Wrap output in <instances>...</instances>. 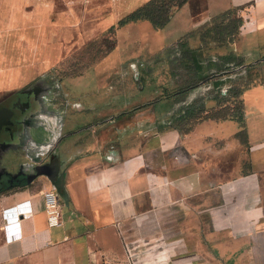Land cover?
<instances>
[{
	"label": "crops",
	"instance_id": "1",
	"mask_svg": "<svg viewBox=\"0 0 264 264\" xmlns=\"http://www.w3.org/2000/svg\"><path fill=\"white\" fill-rule=\"evenodd\" d=\"M146 1L0 0L1 122L15 131L0 140V180L25 177L52 153L63 172L59 190L38 176L0 192V264H264V0H188L159 30L171 45L238 9L235 41L216 49L240 57L249 74L241 121L207 119L181 133L171 100L134 110L154 98L134 104L109 90L120 81L115 53L133 47L139 23L118 28L116 47L85 73L78 108L54 110L37 93L50 70ZM16 100L27 107L21 114ZM49 189L61 203L55 227L44 212Z\"/></svg>",
	"mask_w": 264,
	"mask_h": 264
},
{
	"label": "rangeland",
	"instance_id": "2",
	"mask_svg": "<svg viewBox=\"0 0 264 264\" xmlns=\"http://www.w3.org/2000/svg\"><path fill=\"white\" fill-rule=\"evenodd\" d=\"M122 1L124 0H119V2ZM140 1L142 0H135L132 5H138ZM175 11L177 10L172 11V15ZM174 24L175 23H172L168 27V32L172 29ZM202 30H205V28ZM168 32L165 33L168 39L177 33L172 31L171 34H168ZM161 34V31L155 30L147 20L139 22L138 26L134 28L133 39L129 41V45L133 47L129 49L126 47V44L121 45L124 47L119 48V51L115 53L117 56L116 61L119 62V68L113 70L112 75L118 74L120 81L117 84L115 83L108 86L109 90L113 91L114 94H125L128 96L129 100L134 98V104H138V102H142L143 100L165 95L166 92L186 82L190 74H188L187 70L182 67L178 60L181 52L177 42L180 39L171 45L165 46L162 44ZM117 42L116 31H101L96 37L88 40L84 47L72 52L69 57L65 58L58 66L50 70L47 75L44 76L48 79L46 80L47 86L44 85L41 87L42 89L37 93L39 96L43 93L45 96L49 95L52 100L51 103H53L51 106L54 107V110L64 108L65 111L68 103V109L74 110L78 108V100H76L73 95L85 82H90L89 77H87L85 73L108 54L107 50L110 47L111 49L115 48ZM185 42L187 47L197 49V58L202 62V68L206 71L219 70L222 68L221 63L210 64L209 62L205 63L206 61L212 58H216L220 61L229 53H218L221 51H218L216 48L221 46H218L214 41L209 39V37L206 38L205 42L201 41L198 36L188 38ZM220 70L221 73L226 71L230 72L231 77H226L222 83L212 84L211 82H207L201 87L187 92L183 96L173 98L167 103L168 107L178 109L196 100L201 101L206 98L212 99L216 97H226L230 101L232 98V89L245 88L248 82H250L248 81L249 74H243L237 68L225 67ZM244 77L245 81L243 80ZM67 78H74L75 80L69 81L66 80ZM224 89L225 93H222ZM192 96L193 100L190 99ZM213 101L215 102V100ZM8 155L17 158L14 150H10Z\"/></svg>",
	"mask_w": 264,
	"mask_h": 264
},
{
	"label": "trees",
	"instance_id": "3",
	"mask_svg": "<svg viewBox=\"0 0 264 264\" xmlns=\"http://www.w3.org/2000/svg\"><path fill=\"white\" fill-rule=\"evenodd\" d=\"M188 0H147L142 5L131 10L128 14L121 17L116 24L107 29L108 32H115L118 28L130 23L138 24L142 20H147L155 30L162 29L170 20L172 11L181 8ZM243 22L242 17L238 14L237 8L228 9L217 16L213 17L210 22L202 25L198 30L191 31L180 38L177 44L180 46V57L178 58L180 64L190 74L186 82L177 86L171 91L166 92L165 95L157 96L146 104H141L134 107L136 109H159L162 101L168 102L173 98L185 95L187 92L194 90L207 82L217 84L223 82L226 77L230 78L231 73L226 71L221 73L222 68H237L241 73L244 68L240 57L232 52L225 55L222 60L216 58L209 59L205 63L222 64L219 70L206 71L202 68V62L197 58V49L187 47L185 40L198 36L201 41L206 40L207 37L214 41L218 46H224L233 42L239 33V28ZM205 28V30H202ZM111 47L107 50L109 52ZM228 73V74H226ZM227 75V76H226ZM243 88H234L231 91V100L226 97L212 98L215 100L216 106L207 108L205 105L206 98L201 101L196 100L190 102L181 111L172 117V125L177 127L181 133H187L192 125L198 121L207 119H225L234 117L241 121L242 103L240 95ZM199 102V103H198ZM198 103V104H197ZM245 131L241 130L238 133L241 140L246 142Z\"/></svg>",
	"mask_w": 264,
	"mask_h": 264
},
{
	"label": "flooded vegetation",
	"instance_id": "4",
	"mask_svg": "<svg viewBox=\"0 0 264 264\" xmlns=\"http://www.w3.org/2000/svg\"><path fill=\"white\" fill-rule=\"evenodd\" d=\"M13 105H15L14 108L18 109V113H20V114L22 112H24L22 110H26L27 109L26 106L21 104L20 100L14 101ZM3 113H5V111H4V100L0 99V140H1L2 137L6 136V135L9 136L10 137L9 139L11 140V138L14 137V132L15 131H14L12 126L6 125L5 123L1 122V118L3 116ZM22 120H23V125L24 124L26 125V124L30 123V119H28V120L27 119H22ZM16 142H17V140H16ZM17 143H18V146L20 145L21 147L24 148V152L26 153V155L29 156L30 154L27 151L33 150V148L30 146V144L28 142H26V141H21V140H18ZM32 156L33 155L31 154L30 157H32ZM32 172H33V170L30 173L25 174V177L23 175H19V174L11 176L10 177L11 179H9V181L7 183H5V181L0 180V192L3 191V189H5V188H7L9 186L11 187L13 185L19 184L21 182V180L23 181L25 179V181H26V176L28 174H31Z\"/></svg>",
	"mask_w": 264,
	"mask_h": 264
},
{
	"label": "water",
	"instance_id": "5",
	"mask_svg": "<svg viewBox=\"0 0 264 264\" xmlns=\"http://www.w3.org/2000/svg\"><path fill=\"white\" fill-rule=\"evenodd\" d=\"M57 158L58 156L52 153L47 162L36 165L33 168V172L26 176V182L30 183L38 176H45L53 187L59 190L63 186V172L60 170V162Z\"/></svg>",
	"mask_w": 264,
	"mask_h": 264
},
{
	"label": "built area",
	"instance_id": "6",
	"mask_svg": "<svg viewBox=\"0 0 264 264\" xmlns=\"http://www.w3.org/2000/svg\"><path fill=\"white\" fill-rule=\"evenodd\" d=\"M242 71L244 72V68H242ZM222 93H225V89L222 91ZM27 152L30 155L32 153L30 151H27ZM43 200H44V212L46 216L47 226L55 227V226L60 225L61 223V209H60L61 203H60V199L55 189H49V190L44 191ZM22 215L26 217L29 214H22ZM13 229H15V231L18 230L16 225H13Z\"/></svg>",
	"mask_w": 264,
	"mask_h": 264
}]
</instances>
